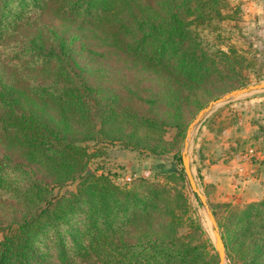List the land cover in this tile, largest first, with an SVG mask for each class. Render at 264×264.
<instances>
[{
  "label": "trees",
  "instance_id": "1",
  "mask_svg": "<svg viewBox=\"0 0 264 264\" xmlns=\"http://www.w3.org/2000/svg\"><path fill=\"white\" fill-rule=\"evenodd\" d=\"M231 10L230 0H0V264H219L189 214L179 149L182 167L160 164L162 180L139 176L121 185L90 170L101 150L89 143L125 135L145 142L137 139L145 130L144 138L168 152L175 148L161 141L164 126L183 139L189 124L130 109L127 101L158 109L180 99L199 111L204 102L195 91L249 84L257 59L234 46L211 50L198 31L234 19ZM46 15L79 30L56 32ZM88 27L106 52L90 47ZM86 55L140 63L170 90L117 92L112 71L102 85L100 68L81 65ZM159 144H150L153 154ZM220 206L226 215L212 211L229 256L264 264V199Z\"/></svg>",
  "mask_w": 264,
  "mask_h": 264
},
{
  "label": "rangeland",
  "instance_id": "2",
  "mask_svg": "<svg viewBox=\"0 0 264 264\" xmlns=\"http://www.w3.org/2000/svg\"><path fill=\"white\" fill-rule=\"evenodd\" d=\"M250 1L230 0L233 10L231 13H236L234 19L220 21L210 27H201L198 31L204 45L211 50L234 46L249 57H255L256 70L252 69L249 73L251 78L249 84H257L264 81V19L254 18L255 12ZM44 21L56 32L68 29L73 33L79 30L78 23L62 17L46 15ZM95 31L90 27L85 29L87 36L90 37V47L106 52L109 48L105 43L98 42ZM89 57V55L81 57L79 59L81 65L89 61L93 67L102 70L100 73L103 77L107 70L112 71L109 74L112 84L109 86L117 92L127 94L128 90L135 91L139 88L141 89L139 95L147 96L155 91H163L164 85H169L166 78L143 67L140 63L126 62L119 56L110 59L96 57L95 60ZM102 75L95 80L103 85V81H108V77L102 78ZM237 88L223 85L195 91L194 95L204 102L205 107L211 100ZM150 89L153 91L149 92ZM168 89L170 90V85ZM261 97H264V90H252L218 103L204 120L193 128L189 137L187 153L195 182L206 196L211 209H216L220 215L228 213V208L220 206L221 204L231 203L243 208L264 199V130L261 129L264 124H252L253 130H250L252 127L249 126L251 120L258 122L257 113L264 109V102L259 100ZM126 103L130 109L141 110L150 116L166 118L168 123L180 120L190 125L200 111L196 110L194 102L180 99L174 103L165 102L158 106V109L155 108L156 104L151 103H147L143 108L134 102ZM115 127L113 126L112 129ZM164 129L166 131L161 141H164V144L168 142L167 147L175 148L168 152H163L158 141L144 138L145 130H141L143 134L139 133L137 136L138 140L144 139L145 142L136 144H132L133 142L126 135L118 139L101 137L91 141L89 143L91 151L101 150V153L91 159L90 170L109 173L121 185L129 184L139 176L162 180L163 173L159 165L169 167L173 162L176 163L177 158L174 157V153L179 149L183 154L187 140V130L183 139H180L177 136L178 130L173 125H165ZM151 143L159 144L160 154H153L150 149ZM177 163L178 167H182L180 162ZM181 184H184L183 192L187 198L189 214L198 219L205 231V237L210 239L218 254L212 222L199 195L192 189L187 174L186 179L180 181L179 185ZM69 188H74V185ZM186 230L187 227H184L182 231ZM228 253L230 254L231 250L226 248L224 264H244L239 257L229 256Z\"/></svg>",
  "mask_w": 264,
  "mask_h": 264
},
{
  "label": "water",
  "instance_id": "3",
  "mask_svg": "<svg viewBox=\"0 0 264 264\" xmlns=\"http://www.w3.org/2000/svg\"><path fill=\"white\" fill-rule=\"evenodd\" d=\"M260 89H264V81L260 82V83H257V84H249L247 86L234 89V90L222 95L221 97H219L217 99L211 100L204 108H202L198 112V114L196 115L194 120L190 123V125L188 127V130H187V134H186L187 140L185 142V149H184L183 154H182V156H183V164H184L185 171H186V174L188 176L189 182L191 184V187L194 190V192H196L199 195L201 201L203 202V204H204V206H205V208L207 210V213H208V215L210 217V220L212 222V225H213V228H214V235H215V238H216L215 246H216V249H217L218 254H219V264H224L225 259H226L225 243L223 241V238H222V235H221L217 220H216V218H215V216L213 214V211H212L210 205L207 202L206 196L200 191L199 187L197 186V184L195 182L194 176L192 174L191 167H190V159H189V156H188V153H187L188 140H189V137L191 136L193 128L196 125L200 124L204 120L206 115L212 110V108L215 105H217L218 103H222V102H225L227 100H230V99H232L234 97H237V96H239L241 94L250 92L252 90H260Z\"/></svg>",
  "mask_w": 264,
  "mask_h": 264
},
{
  "label": "crops",
  "instance_id": "4",
  "mask_svg": "<svg viewBox=\"0 0 264 264\" xmlns=\"http://www.w3.org/2000/svg\"><path fill=\"white\" fill-rule=\"evenodd\" d=\"M250 3L252 5L253 11L255 12L254 18L257 19L259 17L261 19H264V0H251ZM262 90H264V89H262ZM259 100H260V102H264V97H261ZM257 115L259 116L258 122L257 121L253 122L252 120L249 122V126L252 127V129H250V130L254 129L252 124H257V123L264 124V109H262L260 111V113H257ZM244 126H245V124H244ZM245 129H246V127H245ZM255 136H257V135H255Z\"/></svg>",
  "mask_w": 264,
  "mask_h": 264
}]
</instances>
